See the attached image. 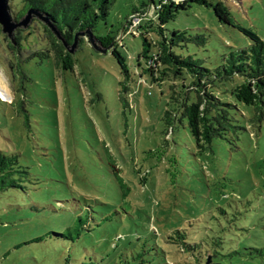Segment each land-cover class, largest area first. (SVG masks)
<instances>
[{
  "label": "rangeland",
  "instance_id": "obj_1",
  "mask_svg": "<svg viewBox=\"0 0 264 264\" xmlns=\"http://www.w3.org/2000/svg\"><path fill=\"white\" fill-rule=\"evenodd\" d=\"M221 1L236 23L264 37V0ZM153 11L150 0H112L94 33L117 34L113 45L104 53L79 45L72 70L28 62L12 79L0 59V150L17 152L31 174L25 190L0 193V264H110L129 242L141 243L137 236L166 249L150 230L181 227L196 231L204 264H264V124H246L237 138L205 149L186 125L166 127L170 88L142 80L134 66L140 36L149 38L140 26ZM164 27L203 33L206 46L190 49L208 64L248 41L200 4ZM115 44L131 71L124 101ZM86 206L92 219L76 237Z\"/></svg>",
  "mask_w": 264,
  "mask_h": 264
},
{
  "label": "trees",
  "instance_id": "obj_2",
  "mask_svg": "<svg viewBox=\"0 0 264 264\" xmlns=\"http://www.w3.org/2000/svg\"><path fill=\"white\" fill-rule=\"evenodd\" d=\"M111 1L9 0V6L15 21L22 18L29 9L40 13L56 28L67 45L73 42L76 32L88 30L93 34L98 47L106 51L113 45L117 34L96 35L94 29L98 20L106 18ZM150 2L154 11L147 14L140 26L149 38L140 36L141 51L135 57L134 66L138 68V77L142 80L146 74L152 83L160 86L167 84L170 88V102L173 105L163 115L166 127H170L174 120L186 125L200 149L209 147L216 138H237L246 124L260 130L264 124V37L236 23L228 6L221 0L215 3L211 0ZM192 4L211 6L218 21L236 28L248 38L247 43L217 52V59L209 64L205 58L197 57L191 52L190 44L205 47L207 39L203 33H190L188 30L166 33L164 27L180 10H186ZM83 43H87L86 37L79 36L76 48ZM120 46L123 47L115 44L110 54L116 58L124 77V81L120 82V98L124 101L122 93L127 91L124 82L130 79L131 71L128 58L120 51ZM0 59L12 79L24 75V67L28 62L40 64L52 61L60 70H72L74 66L72 53L37 18H32L26 28H16L12 41L0 30ZM13 103L14 99L10 104ZM113 173L121 184L118 172L114 170ZM30 176L28 166L21 163L17 152L5 153L0 150V193L9 189L25 190L24 184ZM85 213L75 219L76 237L88 230L92 207L86 206ZM150 231L162 239V244L167 245L166 249L159 247L158 241L137 236L135 239L141 240V243L133 245L129 242L125 251L109 263L153 264L155 254H160L159 261L163 264H204L206 261L205 253L196 252V231H188L183 227L163 235L152 229ZM122 238L125 237L116 236V240ZM170 255L176 257L172 259ZM78 264L92 262L81 261Z\"/></svg>",
  "mask_w": 264,
  "mask_h": 264
},
{
  "label": "water",
  "instance_id": "obj_3",
  "mask_svg": "<svg viewBox=\"0 0 264 264\" xmlns=\"http://www.w3.org/2000/svg\"><path fill=\"white\" fill-rule=\"evenodd\" d=\"M32 18H37L41 20L44 24H46V26L50 28L52 33L63 42L64 47L70 53L74 52L77 45V38L79 36H85L88 44H90L93 48L98 51L105 52V50H102L98 47L94 40L93 34L88 30L83 32H76L74 34L73 42L70 45H67L62 40L56 28L53 27L40 13L36 12L33 9H29L22 18H20L18 21H15L11 14L9 0H0V30L1 33L4 34L9 40H13L16 28H26L31 22Z\"/></svg>",
  "mask_w": 264,
  "mask_h": 264
}]
</instances>
